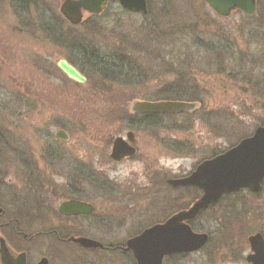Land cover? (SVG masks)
I'll return each mask as SVG.
<instances>
[{"label": "rangeland", "instance_id": "obj_1", "mask_svg": "<svg viewBox=\"0 0 264 264\" xmlns=\"http://www.w3.org/2000/svg\"><path fill=\"white\" fill-rule=\"evenodd\" d=\"M63 1H0V164L6 171L0 189L25 233L46 230L50 223L64 234L82 232L105 245H124L199 198L191 189L173 190L167 178L188 175L198 162L264 127V0H256L253 15L237 10L226 18L202 0H148L145 15L125 12L112 2L102 16L76 27L61 18ZM57 15L64 23L60 33L66 35L61 42L53 36ZM81 52L92 61L124 59L126 70L134 72L133 84L138 79L160 84L162 91L200 97L201 106L194 113L152 119L153 127L145 129L130 107L151 95L143 89L134 94L129 84L102 83L95 71L76 62L85 58ZM59 60L79 67L88 76L87 85L67 81L65 86ZM49 76L58 89L54 100L36 87L37 78L46 84ZM96 83L99 95L91 90ZM108 90H114V97ZM134 126H141L135 128L140 146L151 151L149 167L139 160L116 164L109 158L112 140ZM60 129L69 136L65 145L54 136ZM49 142L55 143L51 153ZM63 145L75 156L62 154ZM39 157L37 176L34 160ZM80 160L93 172L86 180L73 173ZM68 198L93 204L96 216L61 219L57 209ZM191 226L207 234L208 242L197 252L165 258L163 264H248L247 238L255 233L264 238V184L258 194L222 197ZM14 240L8 235L16 246ZM30 247L32 260L42 255L54 264H133L129 254L88 252L50 237Z\"/></svg>", "mask_w": 264, "mask_h": 264}, {"label": "water", "instance_id": "obj_2", "mask_svg": "<svg viewBox=\"0 0 264 264\" xmlns=\"http://www.w3.org/2000/svg\"><path fill=\"white\" fill-rule=\"evenodd\" d=\"M109 0H65L60 6L61 15L72 25L80 24L88 15L101 14ZM123 9L131 12H146L145 0H118ZM217 15L228 17L240 10L247 15L256 11V0H203ZM58 69L74 82L85 83L84 76L65 60L57 62ZM131 112L152 114H178L191 112L197 104L181 101H134ZM56 137L66 139L62 130ZM131 134L128 139L131 140ZM126 143L121 138L114 142L112 158L120 160ZM264 182V127L257 128L253 135L241 140L236 146L210 160L200 163L194 172L173 185L190 186L201 191L200 197L187 209L179 211L164 223L145 229L141 234L126 241V251H131L136 264H163L171 255L199 251L207 242L208 235L194 232L190 226L203 211L215 204L223 196L250 190L258 193ZM63 215L88 214L92 206L77 201L60 204ZM75 243L90 250L101 249L103 245L86 237L70 238ZM250 254L248 264H264V238L255 233L247 238ZM25 264L24 255L14 259L5 239L0 236V264ZM43 259L39 264H45Z\"/></svg>", "mask_w": 264, "mask_h": 264}, {"label": "flooded vegetation", "instance_id": "obj_3", "mask_svg": "<svg viewBox=\"0 0 264 264\" xmlns=\"http://www.w3.org/2000/svg\"><path fill=\"white\" fill-rule=\"evenodd\" d=\"M2 1V0H0ZM19 2V3H34L36 0H13V2ZM65 1V0H64ZM203 1V0H202ZM114 3L116 2L121 8L122 6L120 5L119 1L118 0H109L107 5H106V8L105 10L99 14V15H88L84 18V20L79 24V25H82L85 21H87L89 18L91 17H100L102 16L105 11L107 10L108 6L111 4V3ZM204 2V1H203ZM205 3V2H204ZM145 4H146V12L145 13H139V12H131V11H127L125 9L122 8L123 11L125 12H128V13H131V14H138V15H145L147 14L149 11V8H148V0H145ZM15 10H18V9H15ZM77 25V26H79ZM147 29H144L142 30V32L146 31ZM153 31V29H148V32L151 33ZM66 36V35H65ZM150 36H156V34H151ZM3 41V39H2ZM139 48L141 49L142 47L139 46ZM111 57V56H110ZM151 56H149L150 58ZM114 58H116L114 56ZM79 62L80 66L84 67V68H89V69H92L93 71H95L93 67L96 66L97 62H94V61H86V59L84 61H81V59L79 58V60L77 61ZM152 62V61H151ZM150 62V63H151ZM70 64V63H69ZM110 66L114 67V70H110L112 71L113 73H116L118 74V72H121L119 70L116 71V68L119 67L120 64L119 62H109ZM73 67H75L85 78V83L83 84H80V83H77V82H74L72 81L71 79H69L68 77H65L64 79V82L63 84H65V86H67V81L75 84V85H80V86H86L87 83H88V76L84 75L82 70L81 69H78L76 65H73L71 64ZM130 68L129 66L127 67V69ZM96 72V71H95ZM127 77H125L126 75L124 74V72L122 71V75L120 76V80L114 82V83H120V84H129L131 85L130 87V91L131 89H133V92L134 94H138L140 93L142 90L140 89H143L144 92H146V95H151L150 96V99L147 98L148 100H145L143 99L144 101H181V102H187V101H192V102H188V103H195L197 104V108L191 112H181V113H178V114H182V113H194L196 111H198L199 107L201 106V103L200 101V97H198L197 99L195 98H191V99H187L185 97H182L183 95H179L180 93H175L173 91H162L161 89H159V85L158 86H152L151 84H141L139 81V79L137 81L134 82L133 84V79H135V77L131 76L133 73H131V71H127ZM97 75H99V72H96ZM137 75H140V73H137ZM99 77L102 78L101 82L102 83H106V85H111V82H109L108 79L104 78L103 76L99 75ZM39 83L40 84H37V90H41V93L43 96H47L49 100H54L55 98V94L58 92V89H56V85H55V81L53 78H51V76H49V79H47V82L48 83H42L40 77L37 78ZM44 79V78H42ZM62 84V85H63ZM154 88V91L151 92V88ZM181 89H184L186 90V88H183V86L180 87V90ZM92 92H93V95L97 94L99 95V91H101L102 93V90H101V87H99L97 85V83L91 88ZM182 91V90H181ZM92 92L90 94H92ZM132 92V91H131ZM165 94H164V93ZM47 93V94H46ZM60 94H66V95H70L69 93L65 92V93H62V92H59ZM130 94L132 97H133V93H128ZM160 94V95H159ZM109 95H112L111 93H109ZM145 95V93H144ZM192 95L193 96H199L198 94H194V92H192ZM113 96V95H112ZM114 97V96H113ZM96 98V97H95ZM131 99H134L131 98ZM136 101H139V100H136ZM130 113L131 115H135V116H138V117H141L140 119L143 120L144 124L142 127L147 129V128H151L153 126H151V122H152V119H155V118H160V117H163V116H170V115H176V114H152V113H134V112H131V108H130ZM141 127V126H140ZM140 127L137 126H134L132 128H134V130L130 129L128 131H126L125 133H121L120 135L116 136L112 142H111V147H110V153H109V158L112 162L116 163V164H120V163H123V162H126V161H137L139 160L141 163L144 164V166L146 167H149V164H148V160L150 159V156H151V151L150 149L147 147H141L140 146V142H139V134L137 133L136 129H139ZM136 128V129H135ZM62 130L64 133H65V136H66V139H60V138H57L56 137V133H55V137L57 139H59L62 143H68V139H69V136L67 135L66 131L63 130V129H60ZM131 134V140L128 139V135ZM117 138H121L123 140V142L126 143V148H123L125 149V152L122 150V153H120V156H121V159L120 160H114L112 158V153H113V147H114V142ZM181 143V142H180ZM55 143L54 142H49L48 146H47V149H48V153H51L52 149H53V145ZM63 145V146H64ZM173 146V145H172ZM69 149H67V148ZM63 149V151H61L62 154H69V155H74L73 153H71L70 151V148L68 146H64V147H61ZM168 148L170 150H172L171 147L168 146ZM174 148V147H173ZM175 152H178L180 149L178 147H175ZM75 156V155H74ZM214 157V156H213ZM213 157H210L208 159H204L203 161H206V160H209ZM35 163L38 165L37 167V170H36V175L38 176V173H39V170H40V166H39V163H41V158H37L36 160H34ZM82 160H80V167L78 170L76 169H73V173H78L80 178L83 179V180H86L87 177H90V175H93L92 173V170H88V168H84L82 166V163H81ZM203 161H200L196 164L195 168L197 167V165H199L201 162ZM194 168V169H195ZM194 170H192L188 175L186 176H171V178H167L166 179V185L171 187L173 190H193L195 192H198L199 196L201 195V191L195 187H190V186H181V185H173L172 182L174 181H177V180H181V179H184L186 178L187 176H189ZM71 172V171H70ZM6 171H4L3 169V164H0V176H1V181H2V175H5ZM44 172H42L40 175H42ZM77 174V175H78ZM39 175V176H40ZM146 175V173H145ZM156 175V174H155ZM148 177H146L147 179ZM150 179V178H148ZM94 182V181H93ZM83 191V190H82ZM2 190L0 189V236L3 237V239H5L7 245L9 246L10 248V251L11 253L13 254V257L14 259H17L18 255H24V261H25V264H39L43 259L46 260V263L45 264H54L53 260L50 258H47L45 256H42L40 255V257H37L35 258L34 260H32L31 256H30V250H31V243L38 239V238H42V237H50L52 239H54L56 242H58L60 245H64V244H73V245H76L78 246V248H80L81 250H84V251H88V252H98V251H104V252H119V253H122V254H129L130 258L132 259L133 261V264H136V261L134 259V256L132 254L131 251H126V245H118V246H111V245H105L104 243H102L101 241L89 236V235H86V234H82V232H69V233H62L63 230H57L55 229V227L50 223H49V228H47L46 230H40V229H37V230H33V232H23L22 229H21V224L22 222H20L18 218V215H17V212H12L10 213L6 207V199H7V196L6 194L3 196L2 195ZM68 201H77V202H83V203H87L89 205L92 206V210L90 213L88 214H80V215H63L59 212V210L57 209L58 211V214H60V218L61 219H85V218H89V217H93L94 214L96 216V213H95V207L93 204L89 203V202H86L84 200H81V199H76V198H68L67 200L61 202L60 204L64 203V202H68ZM59 204V206H60ZM9 206L13 207L12 204L10 203ZM58 206V208H59ZM17 217V218H16ZM36 228V227H35ZM21 229V230H20ZM8 235L9 236H13L15 237V245L16 246H13L12 244H10L8 242ZM139 235V234H137ZM137 235L133 236V237H136ZM78 238V237H86V238H89V239H93L95 241H98L100 242L102 245H103V248L101 249H95V250H90V249H86L84 247H82L81 245L75 243L73 240H71L70 238ZM133 237H130L128 238L127 240L133 238ZM19 241H22L23 243H18ZM126 242V241H125ZM20 247V248H19ZM17 248V249H16ZM14 261V264L15 262L17 263L16 260H13Z\"/></svg>", "mask_w": 264, "mask_h": 264}, {"label": "trees", "instance_id": "obj_4", "mask_svg": "<svg viewBox=\"0 0 264 264\" xmlns=\"http://www.w3.org/2000/svg\"><path fill=\"white\" fill-rule=\"evenodd\" d=\"M58 16V15H57ZM62 18V17H61ZM59 16L58 17H56L55 18V20H56V26H55V29H54V31L55 32H53V36H55V38H56V40H58V41H60V40H62V38H64L65 37V35H63V34H61L60 33V31L62 30V28H63V22H62V19H61ZM61 42V41H60ZM81 56L82 57H85V58H80L81 59V61H84L85 59H87L88 61H92L93 60V58L88 54V53H86V52H81ZM109 58L107 57V58H101V60L100 61H95V62H97V64H96V66L95 67H93V68H95L94 70L96 71V72H99V75H101V76H103L104 78H106V79H108L109 80V82H112V83H114V82H116V81H118V80H120V76L122 75V71L124 72V74L126 75L125 77H127V67H128V63L124 60V59H120L119 61L121 62H119L120 64H122V65H120L119 67H117L116 68V71L117 70H119V71H121V72H118V74H116V73H113L112 71H110V70H114V67H112V66H110V64H109V61H107ZM75 61V60H74ZM102 61V62H101ZM77 62V61H76ZM115 71V70H114ZM125 84H127V83H125ZM70 87L68 86V89H69ZM67 89V90H68ZM111 89V88H110ZM110 93H111V91H114V90H108ZM113 93H115V92H113ZM113 93H111L112 95H113ZM95 98V97H94ZM88 101H91L90 99L88 100ZM249 192V191H248ZM216 204H214V205H212V206H215ZM211 206V207H212Z\"/></svg>", "mask_w": 264, "mask_h": 264}]
</instances>
